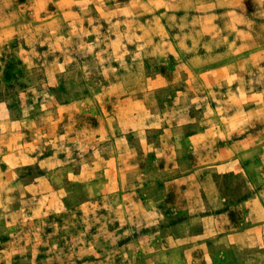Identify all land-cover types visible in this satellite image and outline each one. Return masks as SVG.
Instances as JSON below:
<instances>
[{"label": "rangeland", "instance_id": "obj_1", "mask_svg": "<svg viewBox=\"0 0 264 264\" xmlns=\"http://www.w3.org/2000/svg\"><path fill=\"white\" fill-rule=\"evenodd\" d=\"M0 264H264V0H0Z\"/></svg>", "mask_w": 264, "mask_h": 264}]
</instances>
